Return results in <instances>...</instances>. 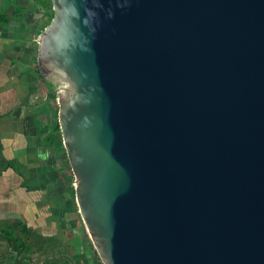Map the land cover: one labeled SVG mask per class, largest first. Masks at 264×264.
Listing matches in <instances>:
<instances>
[{
    "label": "water",
    "instance_id": "obj_1",
    "mask_svg": "<svg viewBox=\"0 0 264 264\" xmlns=\"http://www.w3.org/2000/svg\"><path fill=\"white\" fill-rule=\"evenodd\" d=\"M76 209L102 264H264V0H48Z\"/></svg>",
    "mask_w": 264,
    "mask_h": 264
},
{
    "label": "crops",
    "instance_id": "obj_2",
    "mask_svg": "<svg viewBox=\"0 0 264 264\" xmlns=\"http://www.w3.org/2000/svg\"><path fill=\"white\" fill-rule=\"evenodd\" d=\"M47 4L0 0V264H98L50 138L57 101L36 64Z\"/></svg>",
    "mask_w": 264,
    "mask_h": 264
},
{
    "label": "trees",
    "instance_id": "obj_3",
    "mask_svg": "<svg viewBox=\"0 0 264 264\" xmlns=\"http://www.w3.org/2000/svg\"><path fill=\"white\" fill-rule=\"evenodd\" d=\"M44 1L48 3L47 6H46V8H48L46 10V12L48 14V19H46V21H49L51 19L52 15H53V10H52L50 1H48V0H44ZM52 96L54 97L55 94H52ZM50 138H51L52 143L55 144L56 148L59 151H61L60 152L61 155L64 156L65 166H66L67 169H69V165H68L67 157H66V154H65V150H64L63 145H62L61 133H60L58 122L55 123V126L53 128V134L50 136ZM68 171H69V173L67 174L66 180H67L68 184L70 185L71 182H72V174L70 172V169Z\"/></svg>",
    "mask_w": 264,
    "mask_h": 264
},
{
    "label": "rangeland",
    "instance_id": "obj_4",
    "mask_svg": "<svg viewBox=\"0 0 264 264\" xmlns=\"http://www.w3.org/2000/svg\"><path fill=\"white\" fill-rule=\"evenodd\" d=\"M97 260L99 261V263L101 262V260H100V258H99V256H98V254H97Z\"/></svg>",
    "mask_w": 264,
    "mask_h": 264
},
{
    "label": "flooded vegetation",
    "instance_id": "obj_5",
    "mask_svg": "<svg viewBox=\"0 0 264 264\" xmlns=\"http://www.w3.org/2000/svg\"><path fill=\"white\" fill-rule=\"evenodd\" d=\"M101 263H102V262L99 263V261H98V264H101Z\"/></svg>",
    "mask_w": 264,
    "mask_h": 264
}]
</instances>
